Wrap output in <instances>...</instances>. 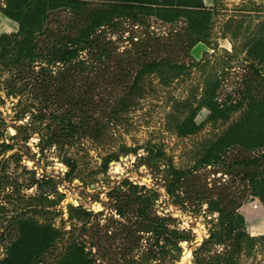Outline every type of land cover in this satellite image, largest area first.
<instances>
[{
    "label": "rangeland",
    "instance_id": "374dc122",
    "mask_svg": "<svg viewBox=\"0 0 264 264\" xmlns=\"http://www.w3.org/2000/svg\"><path fill=\"white\" fill-rule=\"evenodd\" d=\"M4 3L5 0H0V6H5ZM203 6L210 13L207 28L198 30L194 26L193 34H189L183 17L171 24L146 16L136 24L120 21L114 32L108 27L103 29L119 50L131 49V42L137 37L147 38L167 45L165 50L150 51V60L166 57L184 65L177 74L145 73L139 79V95H127L129 105L118 115L116 126L108 123L110 112L124 96L125 82L132 80L125 78L123 83L116 84L123 62L121 66L108 63L105 68L102 65L92 73L90 69L81 74L96 85L91 91L93 101L81 106L55 96L51 90L45 93H50L49 97L41 95L31 100L23 94L16 98L6 96L0 89L4 99L0 110L5 122V137L1 140L7 144L0 156L4 159L0 178L13 172L10 176L18 183L32 174L40 180V186L21 187V193L28 199L19 200L16 209L9 207L10 215L36 217L39 222L53 218L56 228L65 229L70 228L68 217L74 223L87 221V231L75 233L86 241V246L89 247V242L96 244L94 264L136 263L124 261L123 252L136 259L137 264H228L227 254L234 264H264V198L248 196V183L241 174L250 168L238 164L242 158L263 155L264 144L244 149L234 141L225 146L217 163H200L207 148L229 135L233 124L247 109L248 98L222 123L213 122L204 105L194 110L214 80L219 79L214 93L219 107L230 102L225 100L227 94H231V99L237 98L235 89L248 79L254 80L256 68L262 77H256L257 87L251 97L258 101L264 96V62L256 57L257 49L253 47L256 34L264 36V0H214ZM55 10L49 17L51 27L69 23L67 10L61 7ZM16 29L17 21L0 12V35H10ZM188 42H192L190 47L185 46ZM134 55L130 56L133 61ZM137 68L134 64L132 76ZM190 111L194 113L189 120ZM46 112L43 119L38 116ZM69 121L82 127L71 140L67 139L71 131ZM187 121L199 125V129H191V123L188 132L181 133L180 126ZM252 127L250 124L249 128ZM62 130L68 135L64 136ZM24 137H29L27 142L22 140ZM47 138L51 141L41 151L42 140ZM126 155L127 160L120 158ZM260 160L258 170L264 180V157ZM116 162L118 172L114 169ZM188 169H195L194 175L180 178L183 176L180 172ZM6 186L3 192L11 190ZM195 191H201L204 198L194 196ZM30 197L35 199L30 202ZM210 200H217L219 210L208 204ZM31 203L35 204L32 209L28 206ZM68 205H80L92 213L83 216L69 210ZM115 206L126 208L128 216L141 207L149 219L138 215L132 222L154 226L158 233L133 234L126 227L130 223L115 212ZM230 209L244 218L246 237L253 239L252 243L241 242L239 248L235 247L234 239L226 238L225 212ZM180 228L190 239L179 240ZM29 234L28 231L17 235L12 242L0 246V260L9 254L10 264H24L27 259L28 262L34 259L32 264L61 263L59 256L71 242L67 234L63 233L49 248L39 247L33 257L25 246L31 239ZM133 238L135 246L131 243ZM109 256L114 258L109 260Z\"/></svg>",
    "mask_w": 264,
    "mask_h": 264
},
{
    "label": "trees",
    "instance_id": "16d2710c",
    "mask_svg": "<svg viewBox=\"0 0 264 264\" xmlns=\"http://www.w3.org/2000/svg\"><path fill=\"white\" fill-rule=\"evenodd\" d=\"M4 5L0 6V12L8 18L17 21V29L10 35H0V89L3 94L13 96L14 98L23 94L26 98L29 97L33 100L41 95L43 98L44 96L49 97L51 94L45 93L51 90L55 96L65 97L67 102H73L80 106L89 104L93 101L94 96L91 95V91L96 85H92L89 82L91 79L88 76L82 77L81 74L86 70L87 72L85 74H87L90 69L92 70L89 72L92 73L94 68H101L102 65L105 68V65L108 63L120 64L119 66H121V62H123L122 73L119 72L120 77L116 80V84L123 83V79L125 78L132 80L125 82L126 92L118 102L116 101V104L110 112L108 123L115 126L118 123L117 117L129 105L128 100H126L127 95H139V79L145 73L155 71L157 75L162 74V76L166 75L165 73L177 74L181 68H184V65L183 63H177L166 57H153L150 60V51L159 52L160 49L165 50L167 49V45L163 42H150L147 38L137 37L132 40L131 49L125 47V49L119 50L118 45L114 44L107 37L106 31L103 29L108 27L110 28L109 31L114 32L121 25L120 21H131V23L136 24L141 20L140 18L146 16L171 24L176 23L183 17L188 24L189 34H193L192 29L194 26L198 30L206 29L207 21L210 18V13L204 8L202 0H5ZM59 7L62 10H67L70 15V21L64 24V26L51 27L52 21L51 19L49 20V17ZM254 41L253 47L257 49L255 55H257L256 57L259 61L264 62V36L262 37L256 34V40L254 39ZM192 42L185 43V46L190 47ZM132 54H135L133 57L134 61L130 57ZM134 64L138 68L137 70L135 69V76H132L130 72ZM95 73L97 75L98 71H95ZM254 74V80L249 81L248 79V81L243 82L242 87L235 89L237 98L231 99V94H227L225 100L227 101L228 99L230 102L222 107H219L214 99V93L219 85V79L214 80L195 107L194 110H197L203 105L206 106L209 109V113L207 114L209 118L213 122L220 120L222 123V120L227 119L226 117H228L229 113L238 110L243 101L248 98L245 102L246 105L248 104L247 109L244 113H241L242 115L239 121L233 124L234 127L231 128L229 135L225 139L217 141L213 146L206 149V153L200 160L201 164L209 165L217 163L225 152V146L234 141L244 149L256 145L262 146L264 144V137H262V129L264 128V96L258 101H255L251 97L255 94L257 87L256 77L261 76V74L257 68L254 70ZM77 76L81 77L77 78ZM232 100L234 102H231ZM3 103L4 99L2 94H0V106ZM190 112L192 114L188 118L189 120L192 118L194 111ZM47 114L48 112L39 114L38 116L43 119ZM86 121L88 122L89 118H86ZM68 123L71 130L69 135L65 130H62V132L64 136L68 135V140H71L73 134L82 127L75 122L69 121ZM191 123L188 121L183 123L180 126V132L187 133L188 131L186 129H190ZM250 124H252V128H249ZM4 126L5 122L0 110V156L4 153L5 147L7 146L1 140L2 137H5ZM102 127L103 124L101 125ZM191 129L197 131L199 125L193 122ZM96 130L99 131L100 129ZM68 131L69 129H67ZM28 139L29 137H24L22 140L27 142ZM42 141L41 151L45 149L46 143H49L51 139L47 138ZM262 157H264V154L252 156L251 158H242L238 161V164H242L244 168H250L241 174L242 179L248 183L247 189L250 192L249 195L247 194L248 196L257 195L258 198H264V180H262L261 173L258 170ZM3 165L4 159L2 160L0 157L1 173L4 171ZM193 170L195 169L182 170L180 173L183 176H180V178L188 177L187 174L192 177L194 175ZM25 172L27 171L25 170ZM9 174L13 175V172ZM10 175H2V178H0V246L4 247L6 242H12L17 235L19 237L20 234L22 235V233L29 231L31 239L27 242L24 238V242L26 241L25 246L29 251H32L31 257H33V254L39 247H50V245L65 233L71 242L63 248V256L60 255L58 259V261H61L60 264H84L85 262L87 264H94L97 260L96 253L93 252L96 244L89 242V247L86 246V241L79 239V234L75 233L79 232L82 234V232L87 231V221L74 223L68 217L67 220L69 221L70 228L65 229L64 226L62 228H56L52 223L53 218L47 217L39 222L36 217L30 218L28 216H16L15 214L10 215L8 213L11 211L9 207L16 209L19 200H25L26 196L24 193H21V187L31 188L33 185L36 187L40 186V180L33 176V174L29 175L28 178H24L22 183H18V181H15V177ZM6 185L11 187L9 192H3V190H6ZM44 192H41L38 196L41 197ZM54 192L58 193L56 190ZM194 196L204 198L201 191H195ZM196 197H193V199ZM26 198L28 199V197ZM34 199L30 197L29 200L31 202ZM208 204L219 210L217 208V200H210ZM28 206L32 209L35 207V204L31 203ZM238 206L239 204L237 208H239ZM68 208L72 211H78L83 216H89L92 213L91 210L85 211L80 205L76 207L68 205ZM114 209L119 216L124 217L130 223L126 224V227H129L130 232L133 234L139 235L138 233L142 231H156L158 233L157 228L154 226L150 227V225L146 224L135 225L132 222L138 215L148 217L144 216L145 211L141 207L138 210H134L135 212H131L133 215L130 216H128L130 212H127L128 210L126 208L122 209L120 206H115ZM225 216H227V222L224 223V228L226 229L224 232H227V239H234L233 243L235 247L240 248L241 242H253V239L246 237L245 220L241 215L235 213V210L230 209L227 213L225 212ZM122 226L124 227V224ZM235 230L237 231L234 233ZM177 232L182 234L179 240L185 241L190 239L188 233L184 234L186 233L184 229L180 228ZM131 243L135 246L134 243L136 242L134 238ZM155 245H159L158 239ZM121 256L124 261L138 263L136 259L128 258L129 255L124 252ZM113 258L112 256L108 257L109 260ZM33 260L30 259L28 262L27 259V261H24V264H32ZM225 262L234 264L230 254H227L225 257ZM115 263L121 264V262H113V264ZM0 264H10L9 254L4 260H0Z\"/></svg>",
    "mask_w": 264,
    "mask_h": 264
},
{
    "label": "bare ground",
    "instance_id": "6f19581e",
    "mask_svg": "<svg viewBox=\"0 0 264 264\" xmlns=\"http://www.w3.org/2000/svg\"><path fill=\"white\" fill-rule=\"evenodd\" d=\"M124 164H125V163H124ZM125 166H126V165H125ZM121 167H122V166H121ZM121 167H120V168H121ZM114 168H115V171H116V172H118V171H119L118 162H116V164H115V167H114ZM113 170H114V169H113ZM116 172H115V173H116ZM137 176H138V175H137ZM141 179H142V178H140V180H141ZM141 181H142V180H141ZM75 203H76V202H75ZM197 225H198V223H197Z\"/></svg>",
    "mask_w": 264,
    "mask_h": 264
},
{
    "label": "crops",
    "instance_id": "0c3cea01",
    "mask_svg": "<svg viewBox=\"0 0 264 264\" xmlns=\"http://www.w3.org/2000/svg\"><path fill=\"white\" fill-rule=\"evenodd\" d=\"M204 4H211L214 0H202Z\"/></svg>",
    "mask_w": 264,
    "mask_h": 264
},
{
    "label": "water",
    "instance_id": "95a60500",
    "mask_svg": "<svg viewBox=\"0 0 264 264\" xmlns=\"http://www.w3.org/2000/svg\"><path fill=\"white\" fill-rule=\"evenodd\" d=\"M7 133V132H6ZM122 160H127L128 156L120 157ZM115 169V168H114ZM149 180V179H148Z\"/></svg>",
    "mask_w": 264,
    "mask_h": 264
}]
</instances>
